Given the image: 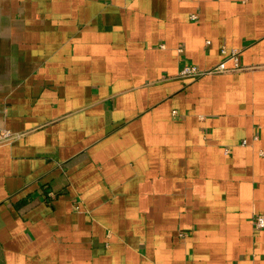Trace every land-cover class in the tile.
Returning <instances> with one entry per match:
<instances>
[{
    "label": "crops",
    "instance_id": "crops-1",
    "mask_svg": "<svg viewBox=\"0 0 264 264\" xmlns=\"http://www.w3.org/2000/svg\"><path fill=\"white\" fill-rule=\"evenodd\" d=\"M0 127V264H264V0H0Z\"/></svg>",
    "mask_w": 264,
    "mask_h": 264
},
{
    "label": "built area",
    "instance_id": "built-area-1",
    "mask_svg": "<svg viewBox=\"0 0 264 264\" xmlns=\"http://www.w3.org/2000/svg\"><path fill=\"white\" fill-rule=\"evenodd\" d=\"M206 43L208 44L209 41H206ZM221 51L226 52L224 47L221 48ZM237 54H238L237 49H232L227 54L228 58L232 59L234 62V65L231 68L226 66L225 60L219 62L218 64H216L212 68H208V69H200L195 65L184 63L179 70V75L182 77L195 78L198 76H204V75H208V74H212V73H218V72H224V71H228V70L244 69V66L241 65L238 61ZM14 136H15V134L10 129L0 127V144L10 141ZM242 143H245V140H243ZM252 221H253L255 228H257V229L264 228V214L263 213L255 214L252 218Z\"/></svg>",
    "mask_w": 264,
    "mask_h": 264
}]
</instances>
